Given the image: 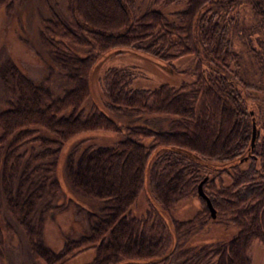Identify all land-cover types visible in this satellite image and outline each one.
<instances>
[{"label": "trees", "instance_id": "obj_1", "mask_svg": "<svg viewBox=\"0 0 264 264\" xmlns=\"http://www.w3.org/2000/svg\"><path fill=\"white\" fill-rule=\"evenodd\" d=\"M14 1L0 0V6L9 12ZM182 1L176 13L181 22L176 26L154 8L135 15L133 0H76V14L67 7L63 21L56 14L44 19L37 36L62 69L66 84L59 90L51 88L47 76L34 80L25 75L0 46V200L44 264H60L57 260L63 254L90 242L96 255L80 264H248V242L256 238L264 243L262 152L259 169L237 168L234 163L233 173L220 169L228 174L224 183L216 186L213 178L201 183L216 216L236 228L225 240L199 249L182 247V237L201 219V211L184 219L170 218L171 232L155 210L158 206L167 213L178 199L197 194L195 186L202 175L194 171L196 159L235 158L250 136L243 96L223 73L234 54L220 20L230 16L232 3L238 0ZM243 1L259 9L257 0ZM60 39L82 47L83 54L70 50ZM108 50L139 52L155 65L191 56L188 81L165 80L147 87L130 85L129 70L124 67L109 66L103 71L101 89L108 109L168 114V130L156 131L144 124L119 126L94 104L83 109L89 92L87 70ZM120 127L124 133L113 145H86L78 152L71 145L65 152L61 170L68 185L104 203L98 212L86 209V233L66 237L57 251L50 249L40 236L41 214L53 208L49 197L59 190L54 164L60 146L76 132ZM151 135L162 139L165 147L149 157L150 145L142 140ZM28 141H35L37 147L26 150ZM259 143L264 147V131ZM252 146L248 142L250 151ZM217 177L220 181L221 176ZM144 182L152 202L141 214L132 215L129 210ZM202 211L207 212L204 203ZM5 227L10 225L6 222Z\"/></svg>", "mask_w": 264, "mask_h": 264}, {"label": "rangeland", "instance_id": "obj_2", "mask_svg": "<svg viewBox=\"0 0 264 264\" xmlns=\"http://www.w3.org/2000/svg\"><path fill=\"white\" fill-rule=\"evenodd\" d=\"M76 4V0H15L12 10L9 12L4 10L3 6H0V46L4 47L7 54L25 75L34 80H40L47 76L46 81L54 90H59L66 82L62 75V69L51 60L45 48L40 44L37 36L38 28L42 25L44 19L51 17L53 14H56L57 20L63 21L67 17V7L71 9L72 14H76ZM257 4L259 9L253 10L247 2L243 0L235 1L232 3L234 7L231 8L233 12L230 16L220 20L226 30V42L234 54V58L228 59L227 69L223 70V73L230 77L234 89L243 96L248 123L249 125L255 123L256 133L252 144L253 146L255 144L254 147L252 146L253 149L249 150V138H247L241 152L235 158L221 162L209 158L196 159L197 163H193L195 173L199 176L202 175L204 180H212L213 178L212 181L216 186L219 182L224 183L228 178V174L220 172V169H224L229 174L233 173L234 163L236 167L238 164L237 168H249L251 166L259 169L261 152L264 156V147L260 146L259 143L264 131V0H257ZM182 6V0H173L172 2L133 0L132 3L135 15L146 8H154L161 11L164 19L174 26L181 22L176 13ZM18 34L25 37L27 42H21L17 36ZM60 41L70 50L83 54L84 49L82 47L64 39H60ZM203 49L202 47L201 50ZM140 54L135 51L132 53L129 50H108L101 53L87 70L89 92L82 101L81 106L84 110H87L91 104L96 105L119 126L144 124L156 131L168 130L171 119L168 114L147 112L138 114L125 110H110L104 105L106 97L101 89L102 75L103 71L109 66L124 67L129 70L130 85L136 83L152 87L160 81L170 82L172 80L179 82L191 79L186 74L193 66L192 58L188 54L175 58L171 64L159 65H155L145 56H139ZM169 69L172 70L171 73L166 72ZM173 70L180 72L177 74ZM132 73L133 76H131ZM123 133L124 127H120L117 131L89 129L76 132L63 141L55 157L54 164L59 190L49 197L53 208L49 207L41 214L40 236L43 243L50 249L57 251L61 248L66 237L86 233V209L98 212L99 207L104 203L102 199L84 196L68 185L62 176L61 170L65 152L71 145L75 146L77 152L86 145H113ZM143 139L142 141L145 144L150 145L149 157L157 154L165 147L163 140H159L157 136H145ZM29 146L35 148L37 143L28 141L24 145L26 150ZM189 156H186V158L190 159ZM241 158H244V160L239 162ZM219 175L222 177H219L220 181L217 177ZM145 184L144 182L143 190L137 195L133 206L129 210L132 215L141 214L152 202ZM203 203V199L196 194L178 199L177 203L167 213L158 206L154 207L159 216L165 220L171 232L170 218H188L200 210L201 219L190 225L181 242L182 247L199 249V246L206 245L210 247L215 245L236 232L234 225L228 219L216 216L215 211L213 216L209 215L207 208V212H203ZM6 222L10 225V228L5 227ZM90 243L76 246L75 252L67 256L63 254L57 261L60 264H80L89 261L96 255V251ZM246 254L248 264H264V243L253 238L248 242ZM159 257L140 259L139 261L145 262ZM0 264H44V261L30 250L21 230L6 212L1 200Z\"/></svg>", "mask_w": 264, "mask_h": 264}, {"label": "water", "instance_id": "obj_3", "mask_svg": "<svg viewBox=\"0 0 264 264\" xmlns=\"http://www.w3.org/2000/svg\"><path fill=\"white\" fill-rule=\"evenodd\" d=\"M255 133H256V130H255V127H254V123H251V128H250V137H249V145L252 146V143H253V139L255 137ZM204 180V178L202 177L197 185H196V192L197 194L203 199L204 203H205V206L208 210V213L210 216H213L214 215V208L212 207L208 197L206 196V194L202 191V188H201V183L202 181Z\"/></svg>", "mask_w": 264, "mask_h": 264}, {"label": "flooded vegetation", "instance_id": "obj_4", "mask_svg": "<svg viewBox=\"0 0 264 264\" xmlns=\"http://www.w3.org/2000/svg\"><path fill=\"white\" fill-rule=\"evenodd\" d=\"M255 127V126H254Z\"/></svg>", "mask_w": 264, "mask_h": 264}]
</instances>
